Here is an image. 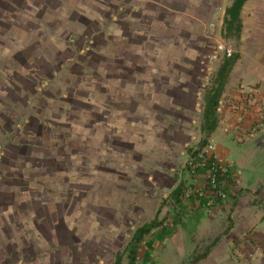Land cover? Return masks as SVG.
Returning a JSON list of instances; mask_svg holds the SVG:
<instances>
[{
	"label": "crops",
	"instance_id": "crops-1",
	"mask_svg": "<svg viewBox=\"0 0 264 264\" xmlns=\"http://www.w3.org/2000/svg\"><path fill=\"white\" fill-rule=\"evenodd\" d=\"M165 1L180 0H0V57L8 50L10 54L13 52L16 63L8 64L7 58L3 57L5 64L0 73L8 75L10 71H6V65L17 69L16 73L13 71L10 74L14 77L8 79L11 89L23 94V81L32 84L37 81L38 67L44 64V59L37 54L39 50L51 51L49 64L58 63L62 69L69 62L67 67L70 68L71 63H76V57L81 58V55L68 40L69 35L79 37L88 31L95 36L96 47L92 55L95 62L91 69L94 71L92 83L96 87L75 95H81L82 102L89 106L93 103L97 108L101 107L100 98L109 102L101 112L107 120L104 118L93 123L94 129L102 126L106 130L104 140L101 138L96 142L95 139L91 157L81 152L73 155L79 162L78 176L83 181L78 183L83 194L79 189V195L74 197L67 190L55 198L57 201H53V205H29L28 202L35 198L34 189L29 187V199L13 196L15 202L11 205H0V264H80L90 256L87 235L96 239L107 231L106 237L112 240L118 234L123 218L136 210L148 211L150 205L156 210L170 208L173 225L198 214V203L183 200L177 197L176 192L189 178L185 166L190 161L191 152L187 147L200 146L203 138L209 135L202 130L207 90L201 87L196 66L202 52L201 34L214 11L210 9V0H181L189 3L185 10L164 6L162 3ZM194 1L200 4L194 6ZM262 1L255 0L251 19L257 29L242 34L241 54L237 55V62L230 69L231 73L237 71L245 84H255L257 89V104L248 111L251 118L248 124L256 116L255 110L259 105H264V32L256 23L263 12L258 6ZM117 3L124 5L126 11L116 9ZM246 3L241 15L246 13ZM110 5L111 11L106 10ZM191 7L194 8L191 10ZM137 12L146 17L145 21L148 19L144 25L137 21L135 25L133 19ZM124 24L129 26L125 28ZM25 34L33 36L23 38ZM108 43L111 45L109 54L106 52ZM21 49L24 50L23 55ZM20 55L30 66H35L34 71L30 69L28 74L21 72ZM105 70L108 74L104 75ZM59 72L51 76L54 82ZM69 76L70 79L63 82L70 85V81L77 84V89L81 88L82 78H75L71 71ZM236 77L231 78V82ZM68 93L72 98L69 101L78 98L72 90ZM57 96L53 98H65ZM81 97L77 100H82ZM86 98H91L92 102L84 100ZM72 107L73 111L78 110L76 106ZM50 120L53 122V119ZM59 124L64 125L60 128L70 136L67 128L70 123ZM53 125L55 128L49 127L52 130L56 129L58 121H54ZM3 126L0 127V143L6 131H16L14 126L10 129ZM88 127L84 123V128ZM66 139L63 136L61 140L64 142ZM19 140L17 138L15 142L20 144ZM80 141L84 145L87 142L86 138ZM263 142L262 137L256 139L259 145ZM3 143L7 144L6 141ZM217 148L218 154L228 160V151L219 144ZM90 161L94 164L89 165ZM232 172L235 181H240L233 168ZM86 179H91L88 186H84ZM258 189L259 194L250 195L261 203L264 200V185ZM91 192L105 196L102 200L95 196L91 199ZM88 193L86 198L91 201L83 200ZM66 194L67 197H64ZM229 194L214 215L225 216L233 208L232 218L240 220L239 227L258 225L257 232L260 231L257 238L264 242V230L259 229V225L264 224V205L245 202L250 198L247 194L241 196L237 186L231 185ZM72 198V205H61L68 204ZM78 199H82L83 205H78ZM235 203L238 205H232ZM226 226V231L229 227L228 231L231 230L232 224Z\"/></svg>",
	"mask_w": 264,
	"mask_h": 264
},
{
	"label": "rangeland",
	"instance_id": "rangeland-1",
	"mask_svg": "<svg viewBox=\"0 0 264 264\" xmlns=\"http://www.w3.org/2000/svg\"><path fill=\"white\" fill-rule=\"evenodd\" d=\"M180 1L170 3L165 1L162 4L167 7L185 10L189 3L185 4ZM210 1V9L214 13H212L211 19L209 18L201 34L202 52L198 56L199 60L196 66L199 71L196 70L202 81L201 87L205 91L216 83L218 79L217 71L224 59L227 57L232 59L234 56L237 57V55L239 56L241 54L242 34H247V31L251 33L252 30L254 32V29H257V26L252 25L253 20H251L255 11V0H249L245 5L244 9L246 13L244 12L242 14L244 15L243 17L241 15L242 22H244L239 37L226 36L223 30V13L225 8L231 4L232 0ZM196 3L200 4L198 1H194L192 4L195 6ZM117 4L116 9L126 11L124 5ZM170 4L173 6H170ZM258 6L263 12L259 16L260 21L256 23L258 24L259 30L264 32V2L262 1L261 5ZM111 8L112 6L110 5L106 10L111 11ZM193 8L191 7V10ZM134 15V23L137 21L138 24L144 25L148 20L145 21L146 17L143 14L139 15V12ZM128 26L129 24H124L125 28ZM27 35L25 34L23 38L27 37V39H30L33 36V34H31L32 36ZM94 37L88 31L83 32L79 37L69 35L68 40L75 46L76 52L80 53L81 58H77V56L76 63H71L69 68L67 67L68 62L62 68L63 70L57 62V65L49 64L52 60L51 51L46 49H42L43 51L39 50L37 54L41 59H44V64L38 67L37 81L35 83L33 82L34 85L27 81L22 82L23 94L10 88L11 85L8 79L14 77L10 75L13 74V71L15 73L17 72L15 67L6 65V71H10L7 72L8 75L0 73V127L4 125L3 127L8 129L13 126L16 128L15 132L10 130L6 131L4 139L0 143V164H3L1 167L3 166L2 169L4 171V174L2 176L0 175V205H11L15 202L12 199L13 196L16 199H29L31 196L27 191L29 187L34 189L33 193L35 197L28 202L29 205H53L55 204L53 201H57L55 198L67 190L74 197L77 194L79 195L80 192L83 194L80 189L82 187L78 183L79 180H82L78 176L79 162L76 161L73 155L81 152L91 157L94 152L95 143L99 142L101 138L104 140L106 130L102 126L94 129L93 123L99 122L102 119L104 120L106 115H103L101 112L109 104V102H104V98H100L98 101H101V107L98 106L97 108L93 103L89 106L87 103L82 102L83 98L81 95L79 97L82 100H77L79 97L75 95L77 92L78 94L85 93L87 92L86 90L95 89L96 87L92 83L94 71L91 69L94 65L95 58L93 56L86 57L88 52L92 55L94 54L93 49L96 47ZM106 45V52L109 54L111 45L109 43ZM32 50H27V52L31 53L33 52ZM6 52L1 54H4L3 57L7 58L8 64L15 63L13 52L11 54L8 50ZM23 52L24 50L21 49V54ZM47 53H50V56H47ZM22 55H20L21 64L23 65L21 72L28 74L30 69L34 71L35 66H30L23 59ZM3 57H0V70L2 65L5 64ZM10 59L13 61H10ZM58 69L60 72L57 74V81L54 82L51 76L59 71ZM86 69L88 70L86 71ZM108 70H105L107 72L104 71L103 74H108ZM69 71L75 75V78H82L83 82L80 85H82L81 88L83 89H77L76 83L69 81L70 85H68L67 82H63V80L67 81L70 79ZM231 71L228 73L220 96L217 109V129L204 137L200 146L195 148L193 146L189 148L188 146L187 149L188 152H191V160L196 151L205 146L209 139L214 140L216 147H218V144L222 145L224 150L228 151V160L218 155L231 164L234 173H237L240 179L237 182L234 179L232 186L238 187V192H240L241 196L247 194L246 196L250 199L245 202H249L250 205H264V200L261 203H257V199L250 195L257 193L259 186L264 185V142L262 145L256 143L258 137L264 139V105H259V108L255 110L256 116L248 124L249 119H251L248 117V111L257 104L255 102L257 89L255 84H245L244 81L240 80L241 78L237 75V71L234 73H231ZM231 74L237 76L232 82L231 78L235 76L231 77ZM85 84L88 86L85 87ZM71 86L75 88H71ZM69 90H72L74 96L78 97L76 100H71L72 102L69 101L72 99L69 96ZM54 95L65 98L55 99L53 98ZM84 100H90L92 102L91 98ZM199 104L202 108V102ZM72 106H76L78 110L73 111L72 109L74 108ZM54 116L56 118H53ZM50 119H53V122L58 121L56 129L52 130L49 128H55ZM105 120L107 119L105 118ZM60 122L70 123L67 124L70 136L67 133L65 135L64 129H61L64 125L61 126L59 124ZM84 123L89 127L85 129ZM228 124L232 126L230 127ZM45 132L47 133L46 135ZM113 132L118 133L117 131ZM63 136L67 138L64 142L61 140ZM17 138H20V144L15 142ZM85 138L87 142L84 145V142L80 140ZM5 141L7 144L3 143ZM89 163V165L94 164L93 161ZM187 165L185 167L188 172ZM88 169L92 170V167L89 166ZM188 175L189 178L185 183L191 179L189 172ZM30 177L31 181L28 182ZM84 181V186H88L91 183V179ZM79 189L81 191L77 193ZM260 190L262 192V189ZM89 194H86L83 200H90L86 198ZM91 194L89 197L91 199L95 196V198L98 199L99 197L102 200L105 196V194L97 192H91ZM67 195L64 197H67ZM229 196L230 194H228ZM227 198L208 213L204 211L198 212L197 216L199 220L197 221V227L194 228L191 235L185 232L179 222L177 224L174 223V225L172 224L173 218L169 211L170 208L156 210V208H152L150 205V208L147 209L148 211L136 210L133 214H128L127 218H123L122 225L119 224L118 234L112 240L106 237L107 231L96 239H90L87 235V240L90 241L88 247L90 256L85 257L81 263L115 264L116 258L118 255H121L122 260L120 264H130L131 256L126 248L132 235L138 227L156 219L159 223L166 224L164 237L157 238L156 233L160 227L146 235L137 249L134 264H264V242L257 238L260 231L257 232L258 225L257 227H239L240 220L232 218L233 208L225 216L223 214L214 215L215 211L221 207ZM136 199L135 201L141 203L139 199ZM60 200L58 199V202ZM78 200L80 201L78 205H83L82 199ZM72 202L73 198L68 204L63 203L61 205H72ZM232 205L235 206L238 204L235 203ZM124 212L126 213V211ZM228 224H232V228L226 231V225ZM192 225H196V222H192L190 227ZM263 228L264 224L263 226L259 225V229L263 231ZM113 230L112 228L111 231ZM152 240V246L149 247L148 242ZM90 247H92L91 251ZM145 253L149 254L148 261L146 262ZM205 253L207 255L203 258H197Z\"/></svg>",
	"mask_w": 264,
	"mask_h": 264
},
{
	"label": "trees",
	"instance_id": "trees-1",
	"mask_svg": "<svg viewBox=\"0 0 264 264\" xmlns=\"http://www.w3.org/2000/svg\"><path fill=\"white\" fill-rule=\"evenodd\" d=\"M247 0H232L231 4L226 8L225 11V17L223 21V30L226 36H239L240 32L242 30V20H241V10L243 8V5L246 3ZM92 51V50H90ZM92 54L88 52L86 54V57H91ZM236 60V56L231 58H225L222 65L218 69L217 73V81L213 85L208 88V90L205 93V107H204V116H203V124H202V130L206 134L212 133L217 125H218V117H217V109L220 102V96L222 93V89L225 83V80L228 76V73L233 65V63ZM182 189V186L177 189L176 195L177 197H180V191ZM199 211H208L205 209L204 205L199 204L198 205ZM199 220V217L197 214H194L191 217L186 218L184 221H180L181 225L183 226L185 232L188 235H191L194 228L197 227V221ZM192 222H196V225H192L190 227V224ZM162 223H159L156 219L153 220L151 223L141 225L136 229L134 234L131 237L130 242L127 245L126 250L129 251L130 254V264H134L137 256V249L142 242L143 238L150 234L154 229L159 228ZM230 228V227H229ZM228 228V229H229ZM227 229V230H228ZM166 230V226L159 229V231L156 233L157 238L158 237H164V231ZM152 241H149L148 245L149 247L152 246ZM207 253L200 255L197 258H203L206 256ZM145 262L148 261L149 254L145 253ZM122 260V256L118 255L116 258L115 264H120Z\"/></svg>",
	"mask_w": 264,
	"mask_h": 264
},
{
	"label": "built area",
	"instance_id": "built-area-1",
	"mask_svg": "<svg viewBox=\"0 0 264 264\" xmlns=\"http://www.w3.org/2000/svg\"><path fill=\"white\" fill-rule=\"evenodd\" d=\"M187 169L191 179L182 186L181 199L195 200L210 212L228 197L234 181L232 168L218 155L213 139L196 151ZM165 225L163 223L160 228Z\"/></svg>",
	"mask_w": 264,
	"mask_h": 264
}]
</instances>
